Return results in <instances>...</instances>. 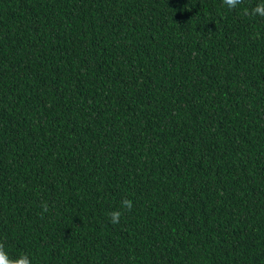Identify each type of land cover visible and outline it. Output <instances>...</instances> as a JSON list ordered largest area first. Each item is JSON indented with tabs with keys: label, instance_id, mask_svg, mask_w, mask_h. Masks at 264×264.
<instances>
[{
	"label": "trees",
	"instance_id": "obj_1",
	"mask_svg": "<svg viewBox=\"0 0 264 264\" xmlns=\"http://www.w3.org/2000/svg\"><path fill=\"white\" fill-rule=\"evenodd\" d=\"M261 2L0 0L10 255L264 264Z\"/></svg>",
	"mask_w": 264,
	"mask_h": 264
},
{
	"label": "clouds",
	"instance_id": "obj_2",
	"mask_svg": "<svg viewBox=\"0 0 264 264\" xmlns=\"http://www.w3.org/2000/svg\"><path fill=\"white\" fill-rule=\"evenodd\" d=\"M244 3V0H222V5L228 10H235ZM244 14L252 17L264 18V2L256 4L251 9H245ZM133 207L130 199L124 198L120 202V208L111 211L109 221L112 224H119L121 217L125 211H131ZM48 204L45 202L42 204V212H48ZM0 264H32V259L27 253H19L15 256L9 254L6 250L5 245L0 242Z\"/></svg>",
	"mask_w": 264,
	"mask_h": 264
}]
</instances>
